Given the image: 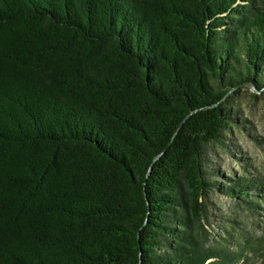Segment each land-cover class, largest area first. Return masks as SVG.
<instances>
[{"label": "trees", "instance_id": "1", "mask_svg": "<svg viewBox=\"0 0 264 264\" xmlns=\"http://www.w3.org/2000/svg\"><path fill=\"white\" fill-rule=\"evenodd\" d=\"M247 84L264 0H0V264H244Z\"/></svg>", "mask_w": 264, "mask_h": 264}, {"label": "rangeland", "instance_id": "2", "mask_svg": "<svg viewBox=\"0 0 264 264\" xmlns=\"http://www.w3.org/2000/svg\"><path fill=\"white\" fill-rule=\"evenodd\" d=\"M256 95V97H254ZM236 104L243 111L246 118L247 127L251 129V135L256 136L257 140H253L244 131H240L237 135L238 143L241 146L242 153L239 157L248 158L251 163V175L264 178V92H256L252 89H243L238 95H233ZM223 162L230 163L234 171L241 172L244 169L238 165L239 162L231 163L228 157L221 155ZM264 188V185H263ZM262 194V193H261ZM214 212L217 215L226 217L225 224L228 229H232L237 233H242L251 239L253 251L247 249V260L244 264H264V258L257 251L256 247H264V242L259 240L264 236V204H261L260 216L253 217L246 209L228 202L225 198L214 199ZM262 245V246H260ZM243 264V261L241 262Z\"/></svg>", "mask_w": 264, "mask_h": 264}, {"label": "water", "instance_id": "3", "mask_svg": "<svg viewBox=\"0 0 264 264\" xmlns=\"http://www.w3.org/2000/svg\"><path fill=\"white\" fill-rule=\"evenodd\" d=\"M245 87H247L246 89H252V90H254L256 92H260V93L263 92V91H258L254 86L249 85V84L245 85Z\"/></svg>", "mask_w": 264, "mask_h": 264}]
</instances>
